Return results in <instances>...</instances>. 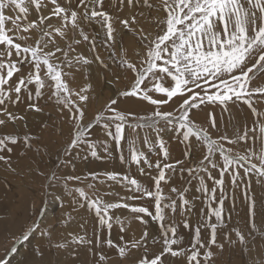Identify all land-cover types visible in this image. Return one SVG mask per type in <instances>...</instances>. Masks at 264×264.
<instances>
[{
    "label": "snow or ice",
    "instance_id": "snow-or-ice-1",
    "mask_svg": "<svg viewBox=\"0 0 264 264\" xmlns=\"http://www.w3.org/2000/svg\"><path fill=\"white\" fill-rule=\"evenodd\" d=\"M114 6L115 0H0V117H4L0 128L25 121L10 106L26 103V111L41 112L39 101L46 95L62 116L60 134L66 135V141L62 152L56 153L62 166L74 170L76 160L87 159L81 153L101 159L99 148L103 159L117 155L121 165L135 166L140 176L150 178V185L145 186L127 170L90 172L83 177L53 172L45 177L49 187L62 184L73 204L98 221L94 240L73 238L77 244L99 250L95 264H107L104 244L115 248L127 264H165L163 257L168 254L185 258V264H214L212 247L223 249L217 243L218 229L228 243L236 242L225 221L226 215L231 219L225 201L234 204L236 190L243 192L252 232L257 231L258 215L264 223V197L258 206L249 191L253 178L264 185V0H120V7L128 8V15L122 17L110 14ZM125 33L134 38L135 46L117 58ZM81 45L89 48L91 58L83 55ZM98 49L108 53L121 78L130 80L126 90L118 89L90 119L92 89L78 84L76 77L96 62L110 68ZM241 105L250 110V122L240 118ZM216 108L222 114L234 108L236 122L230 120V127L217 123L212 111ZM205 111L209 120L201 123L197 116ZM167 133L183 145L185 159L169 162ZM141 137L146 151L137 146ZM32 140L30 133L0 135V162L11 169L10 156L4 153H12V146L18 144L31 149ZM197 151L201 158L192 165ZM186 161L190 166L183 167ZM185 172L189 183L196 180L199 185L193 200L186 196L187 187L171 186L177 173L183 178ZM70 182L85 186L69 187ZM162 183L170 186L175 198L165 195ZM117 186L126 191L115 193L114 200L106 199ZM201 197L208 211L200 209L194 238L180 247L184 238L178 228L191 231L195 200ZM145 199L151 204L132 203ZM115 210H128L144 226L140 238L125 241L118 235L122 243L113 242L114 226L126 233L131 225ZM150 222L159 226L160 239L154 236L151 242L160 243V252L153 258L142 253L134 260L133 250L147 248ZM38 229L40 224L33 222L20 242H28ZM202 229H210V239H202ZM101 230L108 234L104 240ZM39 234L51 239L49 230L41 229ZM235 236L247 247L241 231L235 230Z\"/></svg>",
    "mask_w": 264,
    "mask_h": 264
},
{
    "label": "rangeland",
    "instance_id": "rangeland-1",
    "mask_svg": "<svg viewBox=\"0 0 264 264\" xmlns=\"http://www.w3.org/2000/svg\"><path fill=\"white\" fill-rule=\"evenodd\" d=\"M110 14L122 17L128 15V8L126 6L120 7V0H115V6L111 9ZM141 22L143 23V21ZM134 46V38L125 33L122 44L118 50L117 58H119V55L124 54L125 49H130ZM80 47L83 49V55H87L86 57L91 58L92 53L89 48L85 45H81ZM98 51L100 52L101 58L105 59L110 65L109 69H106L98 62L95 63L96 65H93L95 69V71H92L95 72V76L93 75L94 78L101 77L99 86L95 83L97 79L92 82L86 75L88 74V71H85L86 74L83 73V75H77L76 77L77 83L81 86H91V106L88 112V117L90 119L94 118V114H98V112L105 107V105L109 102V98L114 96L118 89L121 91L126 90V85H128L130 80V77L121 78V74L116 72V65L111 59H108V53L106 51L103 49H98ZM98 67L100 70H98ZM114 76L117 77L115 82H113ZM45 92H47V89H45ZM39 105L42 108L41 112H35L33 110L26 111V103H21L14 108L10 106L11 111H15L18 115L25 116L27 127H25V121L17 120L15 124L10 122L6 128H0V135H3L1 133L3 131L4 134H20L21 136L25 133H30L33 136V140L31 142L34 143L33 148H31L32 152L34 150L37 151L32 153L23 145L21 146V144H18L12 146V153H4L5 155L10 156L11 169L4 165L3 162H0V261L8 260L9 264H95L96 260L99 258V250L95 249L91 245L77 244L74 242L73 238L75 237L78 239L83 236L85 239L91 238L94 240L95 237L93 233L94 230L98 228V221L91 212H87L85 209L79 208L73 204L72 196L69 195V193L63 188L62 184L53 183L52 186L49 187L45 177L47 175L50 176L53 172H56L61 176L73 175L83 177L90 172H124L127 170L129 175L135 176L138 180L144 183L145 186L150 185V178L140 176L137 173L135 166H132L129 169L127 164L121 165L118 161L117 155H113L107 160L103 159L105 154L99 148L98 154L101 159L91 158L90 153H81V156H87V159L76 160L74 170L70 166H62L61 157L56 154L58 150L62 152L66 141V135L62 137L60 134L62 130L60 123L62 118L59 117L57 110H53L56 108L54 101L48 100L47 96L39 101ZM232 110L227 114H222L219 108L212 111L215 114L217 123H224L226 126L230 127L229 121L238 118L237 114L233 113ZM55 112L57 113L56 116L54 115ZM241 113L242 115L240 118L244 119L245 122H250L253 119L250 115V110L247 109L246 106L241 105ZM34 118H36V122L33 123L32 120H34ZM198 120L201 123H206L209 120V115L207 114L204 118L199 116ZM100 135L102 136L103 134L101 133ZM92 138L96 139L95 136ZM165 139L170 151L169 162L175 163L177 160L185 159L183 145L179 143V141H177L171 133L165 134ZM141 142L142 137L137 146H140L142 150L146 151V147ZM38 147L39 149H36ZM114 149L115 147L113 145V151L115 152ZM194 154L191 161L192 165H195L198 162V159L201 158L199 151ZM125 155H127V147H125ZM149 155L151 159L155 161L156 157L151 154ZM33 156L35 159H31L34 158ZM52 163L54 169H52V173L50 174L49 171ZM182 166L188 167L190 165L186 161L185 165ZM40 172H43L45 176L42 177L39 175ZM216 174L217 173L213 171V175L215 176ZM188 181L189 178L187 172L184 173L183 178H181L180 174L177 173L171 181V186H175L181 190L187 187L189 190L186 193V196L188 199L193 200L194 197L198 195L196 193V189L199 185L196 180H192L190 183ZM207 183L211 189V181H207ZM75 186H85V184H76L75 182L69 183V187ZM162 187L165 195L175 198V194L170 191V186H165L162 183ZM125 191L126 189H120L119 186H117L113 189L114 195L112 197L106 196V199L114 200L117 198L115 193L123 194ZM249 191L256 199L257 197L259 198L257 199L259 206L260 198L264 197V185L262 186L253 178ZM217 195L219 196V190L217 191ZM44 196L46 197V203L43 209V213L45 214L43 217H41V215L39 217L40 219H36L34 212L36 208H38L37 206L42 205L40 201ZM54 197L56 198L54 199ZM132 203L137 206H143L144 204H151V201L145 199L136 200ZM52 204L53 206H51ZM213 206L215 207L216 205ZM201 208H203L204 212L207 213L208 209L203 202V197L195 200V208L193 210V215L190 218L191 231L185 230L182 226L178 228V234L182 235L184 238L183 244L180 245V247L188 246L190 240L194 238L196 220L200 215ZM225 208L226 211L231 212V219H228L227 215L225 216V221L228 226L227 230H231L230 238L236 242L233 245L229 244L225 240L222 230L218 229L217 243H222L223 249H218L215 246L212 247V251L214 253V264H261V261H264V223H262L261 217L258 215L255 218L257 231L253 233L251 229L253 221L252 218L247 215L248 209L244 206L243 192L239 189L236 190V200L234 204L230 200H226ZM150 210L152 209L150 208ZM29 211L31 213H29ZM115 211L117 214L122 213L125 223L128 224L129 221H131V225L130 230L126 233H120L119 228L114 226L111 231V238L113 242L116 244L122 243L118 239V235H123L125 241H128L130 237L140 238L142 235L141 232L144 230V226L141 225L139 221L133 220L132 214H130L128 210ZM46 212L48 215L47 219L45 218ZM176 215L179 216V212H177ZM21 216L25 219L23 222H20L19 220V217ZM45 221L46 223L43 225L42 222ZM33 222L41 224L40 229H38L37 232L30 237L28 242L21 243L20 237L25 231H27L28 227H30ZM170 222L171 221L166 220V223ZM212 222H215L214 217ZM14 228L15 231H12L11 233V230ZM158 228L159 226L155 222H150L148 226L149 241L147 243V248L146 250L144 248L140 250H133V252L130 253L132 259L138 260L141 258L142 253L147 255L148 258H153L154 254H159L160 243L151 242L154 236L159 241L160 235ZM41 229L49 230L51 232V239H49L48 236H41L39 234ZM235 230H239L245 235L247 247L239 243L238 238L235 236ZM100 235L101 239L104 240L107 238L108 234L105 230H101ZM201 235L202 239H210V229H202ZM61 243H66L68 245L67 248L56 246ZM13 246H16L17 248L15 253L11 251ZM35 246H38V249ZM103 248L109 257L107 264H127L126 261H121L115 248H109L107 244H104ZM231 248H233V250H231ZM37 251H39L41 255H37ZM93 252H95V255ZM238 252L241 254H238ZM225 255H227V257ZM240 255H242V259L239 257ZM163 259L165 264H185V258H172L170 254L165 255Z\"/></svg>",
    "mask_w": 264,
    "mask_h": 264
},
{
    "label": "bare ground",
    "instance_id": "bare-ground-1",
    "mask_svg": "<svg viewBox=\"0 0 264 264\" xmlns=\"http://www.w3.org/2000/svg\"><path fill=\"white\" fill-rule=\"evenodd\" d=\"M88 53V52H87ZM89 54V53H88ZM87 56V55H86ZM90 58V57H89ZM93 65H96L95 63L93 64ZM93 65H91L90 66V71H88V74H86L85 72H84V74H86L89 78H90V80L93 82V81H95L96 79H97V81L95 82V83H97V85L99 86V84H100V82H101V80H100V78L99 77H96V78H94V73L95 72H92V71H95V69H94V67H93ZM98 70H100L99 69V67H98ZM97 71V70H96ZM94 75V76H93ZM102 75V74H101ZM100 81V82H99ZM121 84V83H120ZM120 86V85H119ZM118 86V87H119ZM113 92H115V91H113ZM115 95V94H114ZM46 96V95H45ZM45 100V99H44ZM43 101V100H42ZM51 101V100H50ZM54 101V100H53ZM49 103V102H48ZM51 103V102H50ZM25 104V103H24ZM56 106V105H55ZM124 107H130L131 105H123ZM53 110H57L58 111V113H59V117L60 118H62V116H61V113H60V111H59V107L58 106H56V108H54ZM233 113H235V114H237V112H236V110L233 108ZM228 112H226V114H227ZM208 114V111H205V112H201V113H199V115L197 116V119L199 118V116H201L202 118H204L206 115ZM54 115L56 116L57 115V113L55 112L54 113ZM231 119V118H230ZM59 120V119H58ZM236 118L235 119H232L231 121L232 122H236ZM32 122L34 123V122H36V118H34V120H32ZM4 130V129H3ZM9 131V130H8ZM13 131H14V129H13ZM22 132V131H21ZM2 134H4V131L3 132H1ZM23 133V132H22ZM6 134V133H5ZM59 139V138H58ZM36 142V141H35ZM32 143V145L34 144L33 142H31ZM142 143V142H141ZM38 145V144H37ZM20 146V145H19ZM21 146H22V144H21ZM20 146V147H21ZM34 146V145H33ZM140 147V146H139ZM33 148V147H32ZM28 149V148H27ZM36 149H39V147L38 148H36ZM50 149H52V148H50ZM29 151H31L32 152V149H28ZM53 150V149H52ZM115 150V149H114ZM26 151V150H25ZM35 152H37L36 150H34L32 153H35ZM194 154V153H193ZM28 155H33V154H28ZM195 155V154H194ZM39 156V155H38ZM183 156V155H182ZM196 156H198V155H196ZM34 157V156H33ZM200 157V156H199ZM31 159H35V157L34 158H31ZM40 159V158H39ZM21 160V159H20ZM32 161V160H31ZM42 161V160H41ZM30 162V161H29ZM18 163V162H17ZM20 163H21V161H20ZM42 163V162H41ZM45 164V163H44ZM50 164V163H49ZM95 166H98V165H95ZM38 168H40V167H38ZM47 168V167H46ZM49 169V168H48ZM52 169H54L53 168V163H52V166H51V169H50V171H49V173L51 174L52 172ZM13 170V169H12ZM47 170V169H46ZM97 170V169H96ZM36 172V171H35ZM19 173V172H18ZM37 174V173H36ZM45 176V175H44ZM44 176H42V177H44ZM48 176V175H47ZM8 178V177H7ZM14 179V178H13ZM43 179V178H42ZM254 185H255V183H254ZM263 186V185H262ZM37 188V187H36ZM29 191V190H28ZM33 193V192H32ZM27 194H28V192H27ZM29 195V194H28ZM31 196V195H30ZM35 196V195H34ZM33 196V197H34ZM239 196V195H238ZM32 197V198H33ZM256 197H257V195H256ZM42 198V197H41ZM39 199V198H38ZM45 199H46V197L44 196L43 198H42V200L40 201L41 203H42V205L41 206H37L38 208H36V210H35V217H36V219H38L41 215V217H43V215L45 214V213H43V209H44V206H45ZM257 199H259L258 197H257ZM36 203V202H35ZM51 206H53V204L51 205ZM48 210H49V208H48ZM47 211V210H46ZM26 212V211H25ZM20 213H22V212H20ZM27 213V212H26ZM29 213H31L30 211H29ZM24 215V214H23ZM26 215V214H25ZM234 215V214H233ZM46 217V219H47V217H48V215H47V212H46V215H45ZM34 217V218H35ZM237 217V216H236ZM35 219V220H36ZM40 219V218H39ZM44 219V218H43ZM45 219V220H46ZM19 220H20V222H23L25 219L21 216V217H19ZM50 220V219H49ZM235 220V219H234ZM238 220V219H237ZM240 220V219H239ZM42 221V220H41ZM19 222V221H18ZM231 222V221H230ZM43 223V225H45L44 223H46V221L45 222H42ZM235 224V223H234ZM237 224H239V223H237ZM41 225V224H40ZM47 225V224H46ZM236 225V224H235ZM140 228V227H139ZM231 228V227H230ZM12 231L14 232L15 231V228L14 229H12L11 230V233H12ZM142 233V232H141ZM251 233V232H250ZM14 235V234H13ZM139 235V234H138ZM251 236V235H250ZM230 244V243H229ZM235 244V243H234ZM233 245V244H232ZM238 245V244H237ZM240 246V245H239ZM16 247V246H15ZM235 248V247H234ZM82 249V248H81ZM229 249H230V247H229ZM79 250V249H78ZM83 250V249H82ZM231 250H233V248H231ZM234 252V251H233ZM241 252V251H240ZM263 252V251H262ZM238 254H241V253H239L238 252ZM263 254V253H262ZM82 255V254H81ZM235 255V254H234ZM243 255V254H242ZM242 255H240L239 257H241ZM89 256V255H88ZM226 257H227V255H225ZM76 257V256H75ZM225 257V258H226ZM232 257V256H231ZM237 257V256H236ZM241 259H242V257H241ZM240 259V260H241ZM237 260V259H236ZM242 261V260H241ZM235 262V261H234ZM240 262V261H239ZM244 263V262H243ZM31 264V263H30ZM238 264V263H237ZM242 264V263H241Z\"/></svg>",
    "mask_w": 264,
    "mask_h": 264
}]
</instances>
